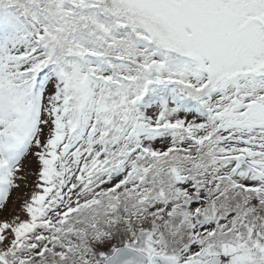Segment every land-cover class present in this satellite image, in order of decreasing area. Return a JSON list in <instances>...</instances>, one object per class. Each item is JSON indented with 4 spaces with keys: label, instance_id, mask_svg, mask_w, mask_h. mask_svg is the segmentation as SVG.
<instances>
[{
    "label": "snow or ice",
    "instance_id": "6c2138e0",
    "mask_svg": "<svg viewBox=\"0 0 264 264\" xmlns=\"http://www.w3.org/2000/svg\"><path fill=\"white\" fill-rule=\"evenodd\" d=\"M0 213V264H264V0H0Z\"/></svg>",
    "mask_w": 264,
    "mask_h": 264
},
{
    "label": "rangeland",
    "instance_id": "374dc122",
    "mask_svg": "<svg viewBox=\"0 0 264 264\" xmlns=\"http://www.w3.org/2000/svg\"><path fill=\"white\" fill-rule=\"evenodd\" d=\"M16 195H17L16 193H13V196H12L13 200H15ZM17 206H18V202H17ZM11 210H12V204L10 203L9 204V212H11ZM4 215H5L4 213H0V219L4 218Z\"/></svg>",
    "mask_w": 264,
    "mask_h": 264
}]
</instances>
